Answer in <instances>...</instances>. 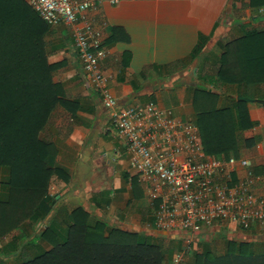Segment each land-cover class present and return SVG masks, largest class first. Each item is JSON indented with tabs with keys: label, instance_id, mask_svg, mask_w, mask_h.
Here are the masks:
<instances>
[{
	"label": "crops",
	"instance_id": "crops-1",
	"mask_svg": "<svg viewBox=\"0 0 264 264\" xmlns=\"http://www.w3.org/2000/svg\"><path fill=\"white\" fill-rule=\"evenodd\" d=\"M240 1L121 0L115 5L103 2L96 10L86 11L85 21L104 34L106 55L100 65L109 75L110 91L125 106L153 101L173 108L177 117L195 120L199 109L195 106V96L199 87H206L217 95L216 108L236 110L235 100L241 101L237 99L241 95L253 99L244 101V108L256 125L244 130V136L254 137L255 142L241 148L235 156L250 161L254 173L260 177L254 191L264 193V108L260 105L264 100V83L217 87L204 78L214 63L206 59V54L219 53V57L226 43L244 35L239 34V23L230 25L224 21L229 7L241 8ZM245 2L249 6V0ZM1 3L7 13L19 8L11 0ZM257 9L264 12V6ZM46 26L37 45L27 47L30 51L36 46L41 49L57 96L40 136L53 145L54 156L46 159L48 166L60 167L67 174L65 179L52 174L47 188V195L55 196L56 201L71 202L66 224L70 211L82 206L90 219L93 210L100 216L97 219L110 225L143 232L162 241L176 236L191 240L196 248L202 247L203 251L196 249L197 253L212 257L211 264H264V227L242 230L217 223L193 235L154 227L153 214L158 201L129 170L130 155L122 139L108 130V111L99 92L85 78L74 47L73 27L63 22ZM199 35L206 37L207 44L192 59L191 51ZM196 60L198 65L194 67L192 63ZM243 91L247 93L241 94ZM222 92H225V101L220 102ZM230 155L234 153L231 151L227 157L218 154L226 159ZM5 177L0 172V180ZM4 193L0 187V199H4ZM33 223L34 220L25 221L21 229ZM16 230L19 232L20 228L12 231L11 240L18 237ZM29 232L31 228L24 233Z\"/></svg>",
	"mask_w": 264,
	"mask_h": 264
},
{
	"label": "trees",
	"instance_id": "trees-1",
	"mask_svg": "<svg viewBox=\"0 0 264 264\" xmlns=\"http://www.w3.org/2000/svg\"><path fill=\"white\" fill-rule=\"evenodd\" d=\"M11 1L19 6L17 11L7 13L5 6L0 5V172L6 175L0 180L5 192L4 199H0V239L21 229L25 221L43 220L56 201L55 196L47 195L49 177L56 173L67 178L60 167L48 166L46 159L54 156L53 145L40 136L57 101L51 72L41 49L36 46L30 51L27 47L37 45L48 24L25 0ZM261 6L264 0H249V7ZM206 44V37L199 35L191 58H197ZM208 70L204 78L217 87L264 83V29L226 43ZM196 92L205 101L194 121L207 154L227 157L231 151L235 155L254 144V137L244 136V130L256 125L250 120L244 101L235 100L236 110L216 108L215 93L206 87H199ZM260 105L264 108V100ZM49 233L47 226L41 234L50 240L46 250L13 264H169L171 258V250L163 241L151 235L140 238L138 232L102 219L91 222L89 212L82 206L70 211L62 240ZM20 248L16 237L0 252L5 257ZM211 259L209 254L196 255L197 264H211ZM4 261L0 259V264H6Z\"/></svg>",
	"mask_w": 264,
	"mask_h": 264
},
{
	"label": "built area",
	"instance_id": "built-area-1",
	"mask_svg": "<svg viewBox=\"0 0 264 264\" xmlns=\"http://www.w3.org/2000/svg\"><path fill=\"white\" fill-rule=\"evenodd\" d=\"M25 1L47 24L73 27L85 78L108 111V130L122 139L130 155L129 170L158 201L156 229L193 235L217 223L242 230L264 227V193L254 191L260 177L248 159L208 155L194 120L177 117L153 101L125 106L110 91L109 75L100 65L106 55L104 34L85 21V13L103 2L115 5L121 0ZM181 257L176 254L169 264H179Z\"/></svg>",
	"mask_w": 264,
	"mask_h": 264
},
{
	"label": "rangeland",
	"instance_id": "rangeland-1",
	"mask_svg": "<svg viewBox=\"0 0 264 264\" xmlns=\"http://www.w3.org/2000/svg\"><path fill=\"white\" fill-rule=\"evenodd\" d=\"M242 3V6L240 9H235L233 6L228 8V13L224 15V21L228 24L233 25L239 23L240 25V33L239 34H245L248 32H253L254 30H261L264 29V18H262L260 21L259 20H254L252 19L253 16H264V12L258 11V9H251L249 8L247 2L245 0L240 1ZM219 53L215 54H206V59L208 61L214 62V60L218 57ZM194 64V67L198 65V61L192 63ZM197 81V80H196ZM203 87V86H202ZM227 92V91H226ZM246 91H243L241 94H246ZM223 94L221 95L220 102L225 101V92H222ZM196 101H195V106L200 108L201 104L200 102H205L202 94L200 92H197L196 94ZM242 96V95H241ZM246 97V96H244ZM206 98V97H205ZM228 98V97H227ZM249 98V97H247ZM208 101V98H207ZM209 103V102H208ZM213 102H210V104ZM215 106V104H213ZM171 108V107H167ZM173 110V108H171ZM55 187L51 189V192L54 194L55 193ZM50 198H53V196H49ZM72 204L68 200H59L55 201V203L52 205V209L50 213L43 219V220H36L34 221L33 226L30 227V224H28L24 229H20V231L15 232L19 238V243L21 246V250H18L16 254H9L6 255L5 257L3 254L0 252V259L5 260L4 262L6 264H13L16 262H20L24 260V258L28 259L32 256H36L40 253H42L44 250H46L48 247L47 245L50 246L49 241L47 240L48 238H44L41 236V234L44 232V230L49 227V230L51 234L49 235L56 236V238L62 240L64 238L65 232H66V216L68 211L71 209ZM91 219L90 221H94L97 213L93 210H91ZM100 217V216H99ZM97 218V217H96ZM29 227V228H28ZM31 228V232L29 234L24 233L28 232L29 229ZM22 231V233H21ZM140 238H144L146 233H139ZM13 235V232L7 234L5 237L0 239V250L1 248L6 245L7 242L11 240V236ZM158 239V238H157ZM160 242L162 240L158 239ZM164 243L167 244L169 247L170 251V260L169 263L173 261V257L176 254L182 255L181 260L179 264H197L196 263V255L200 254L202 250V247H195V245L192 244V241H188L186 238L182 236H176L173 237V239H167V241H163ZM199 249V253H197V250ZM21 251V254H18ZM209 262V261H208ZM210 264V263H208Z\"/></svg>",
	"mask_w": 264,
	"mask_h": 264
},
{
	"label": "water",
	"instance_id": "water-1",
	"mask_svg": "<svg viewBox=\"0 0 264 264\" xmlns=\"http://www.w3.org/2000/svg\"><path fill=\"white\" fill-rule=\"evenodd\" d=\"M262 18H264V16H254L253 19L254 20H261ZM238 100H241V101H246V102H252L254 101L253 99H250V98H247V97H244V96H238L237 97Z\"/></svg>",
	"mask_w": 264,
	"mask_h": 264
}]
</instances>
